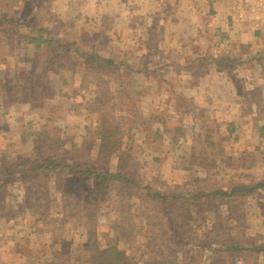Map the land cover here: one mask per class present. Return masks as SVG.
<instances>
[{
    "label": "rangeland",
    "instance_id": "obj_1",
    "mask_svg": "<svg viewBox=\"0 0 264 264\" xmlns=\"http://www.w3.org/2000/svg\"><path fill=\"white\" fill-rule=\"evenodd\" d=\"M167 4L170 9L163 8ZM25 22L45 28L60 42H76L83 51L94 47L102 58L119 65L127 59L128 66L104 69L88 66L82 59L57 58L52 48L38 52L28 43L30 29L24 27ZM261 23L264 15L240 23L230 9L212 0H0V173L7 167L23 166L31 156L24 154L25 149L36 146L42 158L39 143L30 138L42 125L63 138L59 157L64 163L95 162L97 121L111 108L108 113L118 122L121 136L125 139L126 132L133 130L131 136L137 139L134 164L140 181L155 190L226 191L264 179ZM221 33L228 37L221 38ZM206 50L218 51L222 58L232 54L227 76L204 70L195 62L189 64L199 55L195 53ZM185 56L192 58L185 63ZM124 71L130 74L128 90H122L118 82ZM50 86L57 96L44 100L43 112L36 103H28ZM149 112L157 117L153 129L144 134L142 122L149 120ZM207 116L219 121L226 148L225 157L212 172L191 158L192 133L199 134L211 121ZM230 123L236 124L234 134L228 132ZM157 128L164 133L160 142L151 139ZM24 139V149L17 153L13 146ZM22 154V158L17 156ZM90 190L65 179L45 187L30 179L14 186L5 184L0 192V211L7 214L0 221V264H89V231L95 232L103 247L113 239L111 229L122 211L115 192L111 196L117 205L96 213L88 223L86 209L96 198ZM39 202L43 209L36 211ZM214 207V217L199 215L205 218V229L196 238V250L203 242L264 246V192L221 199ZM134 210L153 218L147 201ZM161 248L162 260L173 261L171 247L162 243ZM129 250L141 264L138 245L129 244ZM209 250L198 254V264H212L222 256ZM227 259L228 264H264L262 256L255 261L248 252L227 255ZM184 260L180 255L175 264Z\"/></svg>",
    "mask_w": 264,
    "mask_h": 264
},
{
    "label": "trees",
    "instance_id": "obj_2",
    "mask_svg": "<svg viewBox=\"0 0 264 264\" xmlns=\"http://www.w3.org/2000/svg\"><path fill=\"white\" fill-rule=\"evenodd\" d=\"M13 26L16 27L18 25ZM24 27L30 29L28 30L29 45L33 46L38 52L52 48L54 56H57V58L63 56V58L82 59L88 66L93 64L101 65L104 69H115L121 65L124 67L128 66L129 61L127 59H124L119 65L115 61L102 58L94 47L90 51H83L76 42L64 43L51 38L45 28H40L33 22L26 23ZM208 57L213 61L208 62V58H204L200 62L203 64L209 63V65H215L220 68L226 66L230 68L233 62L230 59L229 62H226L228 58L211 56L210 53H208ZM164 68L162 67L161 71ZM57 74L58 71L53 72V79ZM119 76L120 87L123 88L122 90H128L131 86V81L128 79L130 77L129 72L124 71ZM88 79L91 85L97 86L95 81H92L89 77ZM127 81L129 88L126 87ZM16 92L20 93L21 87ZM56 96L55 87L50 86L46 91L40 93L37 100L28 99V103H36L38 110L43 112L44 108L42 106L47 104L46 101L52 100L49 97ZM109 110L111 108H107L100 115L99 121H97V159L95 162L64 163L59 157V152L65 145L63 138L55 134L46 125H42L30 135L33 143H39V151L42 150L41 154L43 153L42 158L36 151V146L35 149H25L24 154L28 152L31 156L30 159L24 161L23 166L19 164L15 167H7L5 168L7 170L1 171L0 192L5 184L6 187L9 183L14 186L16 182L26 179L36 181L42 187L51 185L56 180L59 181L61 179H65L66 182L71 184L79 183L92 187L93 190L90 191L96 198L94 203L89 204L86 209L88 211L86 215L88 223L95 219L96 213L105 211V209L109 210L112 204L117 205L116 200H113L111 196L117 192V196L121 198L118 205L121 206L122 211L117 225L111 229L113 239H108L104 246L101 247L97 241L98 236L92 230L89 231L87 242L89 264H140L138 259L129 255V244L138 245V251L141 252L143 260L141 264H167L162 260V243H166L171 247L173 261L168 264H175L180 255L187 260H184L185 262L182 264H198L201 259L198 254L200 255L203 252L204 255L209 249L214 256L215 254L217 256L222 255L220 259L214 260L212 264H219L218 262L220 264H225V262L228 264L227 255L243 252L250 253L255 261L259 256L264 259V246L246 248L244 245L236 246L233 241L225 242L219 246L203 242L201 247L199 246V250H196L194 246L195 241H197L196 238L205 229L202 225L205 222V218H201L199 215L203 213L207 219L214 217V204L221 199L245 198L264 192V179L251 184H241L226 191L220 189L212 192H205L204 190L195 192L194 189L189 192L169 191L166 189L155 190L140 181L138 169L134 164L133 146L137 143V139L131 136L133 130L127 131L124 139L121 136L118 122L112 117L113 115L108 113ZM146 115L149 120L142 122V128L146 130L144 134L149 133L152 126L155 125V118L157 117L151 112ZM207 117L211 121L202 127L203 130L198 131L199 134L192 133L194 141L191 147V158L199 164L204 165L205 163V166L212 172V170L218 169L220 158L225 157L226 148L222 141V127L219 121L212 116ZM195 118L198 120L199 116L196 115ZM30 130H34V127L30 128ZM181 131L182 129L180 128L176 130L178 133H175L180 134ZM236 131V124L230 123L228 132L234 134ZM151 139L156 142L162 141L164 139L163 131L157 128ZM26 141L24 139L20 144L13 146L17 153L18 150L24 149ZM24 154L17 156L22 158ZM17 156L13 159H18ZM6 163L7 161H5ZM19 163H23V161ZM194 185L197 186L198 182ZM142 193H145V195H142ZM144 201H147L151 206L154 213L153 218L134 210L140 202ZM37 206L36 211L43 209L40 202ZM6 218L7 214H5V211H0V221ZM155 222L159 223H156L157 227H154ZM213 247H215L214 250H212Z\"/></svg>",
    "mask_w": 264,
    "mask_h": 264
},
{
    "label": "built area",
    "instance_id": "obj_3",
    "mask_svg": "<svg viewBox=\"0 0 264 264\" xmlns=\"http://www.w3.org/2000/svg\"><path fill=\"white\" fill-rule=\"evenodd\" d=\"M221 7L230 9L240 23L257 20L264 15V0H212Z\"/></svg>",
    "mask_w": 264,
    "mask_h": 264
},
{
    "label": "crops",
    "instance_id": "obj_4",
    "mask_svg": "<svg viewBox=\"0 0 264 264\" xmlns=\"http://www.w3.org/2000/svg\"><path fill=\"white\" fill-rule=\"evenodd\" d=\"M163 8H168V9H170L171 8V5L170 4H167L166 6H164ZM223 8H225V7H222V9ZM225 10V9H224ZM231 22V20H228V23L229 24H231L230 23ZM261 25H264V24H262L261 23ZM257 35H259V34H257ZM228 36H227V34H222L221 33V38H227ZM208 51H210V53H212L211 54V56H219V54H217V52L218 51H215V52H212L211 50H206L205 51V54H202V51H200V52H197V53H195V54H199L198 56H197V58L195 59V60H193L192 62H189V64L191 63H193V62H195V63H198V65L200 66V64H201V66H202V68L204 69V70H206L207 68H209V69H212V70H218V72H220V73H222V74H225L226 76L229 74V70H227L228 68H227V66L226 67H223V68H220V67H218V66H215V65H209V63H207V64H203V63H201L200 61H202L204 58H208V62H211V61H213V60H211V59H209V57H208ZM232 54L230 55V56H228V55H226L224 58H228V60L226 61V62H229L230 60H231V62H232ZM192 58V56H185L184 57V59H185V63H187L190 59ZM230 59V60H229ZM190 64V65H191ZM203 66H205V67H203ZM193 86H194V84H193ZM197 86H199V84L197 85ZM196 87V86H195ZM221 103V102H220Z\"/></svg>",
    "mask_w": 264,
    "mask_h": 264
}]
</instances>
